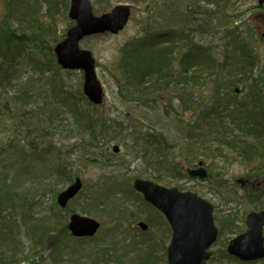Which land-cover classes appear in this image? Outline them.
Returning a JSON list of instances; mask_svg holds the SVG:
<instances>
[{
    "label": "rangeland",
    "instance_id": "rangeland-1",
    "mask_svg": "<svg viewBox=\"0 0 264 264\" xmlns=\"http://www.w3.org/2000/svg\"><path fill=\"white\" fill-rule=\"evenodd\" d=\"M26 1L28 2V0ZM29 1L31 2L29 3L30 7L26 8L23 4L21 10L27 14L34 13L36 23L43 27H50L51 31L48 30L44 34L45 42L43 44L38 43L36 45L35 40H33L34 42L32 41L33 43H27L25 38L24 46H22V62L19 65V73L21 74L20 81L26 80L29 75L30 79L39 77L30 64L31 61H29L31 58L33 59V53L38 54L36 55V60L38 58L45 59L48 65L53 64V56L51 54H54V48L58 43L65 40L67 37L66 33L75 25V21L70 18L74 0H51L50 3H48L50 0ZM90 1L95 17L110 14L117 6L132 4L131 0ZM196 1L140 0V3L132 4L130 22L117 35L109 33L96 34L80 41L81 50H88L95 57L96 75H98L99 81L104 87V94L106 96L104 103L98 109H93L85 104H82V106L80 104V106L87 111L88 115L108 121L107 126L110 128L109 132L102 134L100 128L94 133L95 135L91 131L84 132L81 129L71 132L67 128L75 120L69 111L61 118L64 120V123L61 120H57L55 124L54 122L52 124L46 117H41L38 108H28L29 111L32 110L31 112L34 115H25V124L22 122L19 125V129L15 132L12 121L5 120L6 123L3 122L0 125V151L4 150L6 154H9L10 141H16V139L21 142V146H27V149L30 148V144H34V146L38 144V148L40 149H47L48 145L55 144L57 149L59 147L62 148V159L68 166L67 171L70 173L69 176L72 177L69 181L66 178H60L61 175L56 171L50 175L46 173L50 166L47 167V164L44 162L46 159L44 153L37 158L31 157L30 163L34 162L31 168H29L31 164L25 165L24 163L18 162L16 169L11 171L12 173L8 172L9 174L11 173L7 183L8 188H18L20 186L19 184H21L23 188L27 187L29 189L33 182L41 183L39 190L42 197L36 201L38 210L36 209L35 214H38L39 217H44L46 224L50 222L55 224H53L55 229L48 232L46 234L47 236L45 235L47 239L43 245L38 246L34 242L35 238L31 239L28 237V230L22 226L21 217L15 216L18 227L16 234H18L19 239L21 238L19 248L21 251H18L21 254L23 253V256L21 254L19 256L20 258L27 256L20 264H53L54 259L58 264H95L96 259L105 260H100L96 264H145V262L153 264V261L157 258V264H169L167 263V248L170 244L172 231L163 216L150 208L146 204L147 202L140 198L141 195L136 190L133 193L124 190L129 185H134L135 179L150 180L165 188H179L185 192L190 191L198 197L200 196L208 202H211L214 208H216L214 217L218 228H220V225L222 226V223L229 222L231 224V221L228 219L235 218L238 227L236 225V228L234 225L232 227L236 229V232H233V234L226 233L221 239L222 242L226 241L227 244L239 233L247 229L246 218L250 212L253 210H262L256 207H258L259 201L258 194L264 189V166L262 165L264 159L261 162H243L237 156L231 154L229 152L230 150L226 148L217 152L218 149L212 144H209L210 147L206 150V154L203 151L191 152L189 149L192 150L193 145L195 146L196 143H192V145L183 133L184 123L189 120V117L188 115H184L182 110H171L168 107L169 104L166 102L167 106L163 105L153 108L143 105L139 106L135 102H130L129 98H125L119 94V86L116 81L117 76H119L118 66L122 54L120 53L121 48L129 43V41L143 34V27L147 23L156 25L157 28L160 27V24H165L164 16L167 13L168 3L169 7L173 4L174 10L184 12L187 3L192 4ZM201 1L200 4L205 9L215 10L212 6L209 7V4L204 2L205 0ZM153 11H155L156 19L152 21L150 19ZM219 14L220 16L223 15V27L224 21L229 23L235 22L234 26L239 27L244 35L247 29H249V26L253 28L257 36V45L255 47L259 51L261 65L264 68V6L259 5L258 0H230L229 7L220 10ZM17 18L18 11H10L8 0H0V28H9L12 32L16 30L22 31V26L26 22H24V19L17 21ZM201 20L205 19L200 15L193 18L195 22H192L190 28H187V30L194 29L193 27L195 25L197 28L199 22H202ZM188 21L189 18L184 16L178 18V20H172V23L168 25L169 27L170 25L174 27L176 23L178 25H186L189 24L187 23ZM164 28L166 29L167 26H164ZM15 34L17 35L14 32L13 38ZM206 37H209V35L204 37L205 41L209 43L210 40ZM196 38L197 40H203V38L198 36ZM214 38L216 43H218L219 38ZM1 39H5L2 34L0 35ZM54 66L59 67L57 62H55ZM260 69L262 68L260 67ZM260 69L257 71V75ZM50 72L52 73V71ZM64 73L63 76L67 80L66 90L75 95L80 90L83 93V85L85 82L83 71L66 70ZM240 88H243L242 84H240ZM262 89L264 93V84H262ZM242 91L244 92V90ZM128 127L142 132L140 134H146L148 132L158 135L162 133L167 134L169 138H172L169 142L170 150H172L171 145L176 146L172 157L173 163L179 165V170H185L187 174L188 167L196 166L199 161H202L211 177L208 180H195L188 175L185 178L176 173L171 174L166 171L162 174L163 178L160 177L163 180H153L152 178L158 176V171L155 168L156 171L154 173L149 169V162L144 158V155L148 154L147 158L150 159L152 149H149L144 140L137 141L136 137L140 134L131 137L129 131H127ZM42 129L46 131L47 136L42 140L40 138L36 140L35 136L38 135L37 132H42ZM49 129L54 134L52 131L48 132ZM18 135H20V138H18ZM89 142L90 146L88 148H82L84 143L88 145ZM115 146L120 148L119 153L114 151L113 147ZM69 147L70 149L68 150ZM51 155V153L48 155V160ZM70 159L76 162H71ZM36 169H39L45 177H36ZM255 169L260 174L261 180L260 183L255 184L256 186L258 184L256 188H252L250 185H246V179H252L251 172ZM77 178L84 184L81 194L72 200L67 209L59 210L56 206L58 205L56 203L57 196ZM252 181L258 180L254 179ZM102 182L104 184L103 189L105 190L103 192L105 194L110 192L109 194L115 199V202L120 204L119 201H123L126 204L125 207H128L129 211L127 213L131 216L129 219L111 218L110 211L106 209L102 210V208L100 210L91 206L94 196L93 187H98ZM104 193H101L103 195L100 194L102 199ZM111 197L108 198L111 199ZM123 197L128 199L123 200ZM49 207H51L50 210H48ZM54 210H56V215L59 216V221L54 217ZM2 213L3 216H8L11 212ZM73 213L86 216L101 224L102 228L98 233V237L100 236L99 238L104 240L107 239L106 244L109 243L110 245L107 255H102L96 251L93 253L85 251L84 245L93 246L95 243L91 242L92 244H87L85 240H76L70 236L64 224L70 221ZM140 222L146 225L148 224L149 229L146 233L142 232L138 227ZM134 242L140 245L137 252L133 250L132 243ZM222 242V245L218 248V250H221V252L219 250V255H222L221 253L224 249ZM113 244H115L116 249L111 248ZM150 245L154 246L155 249L150 251L148 248ZM31 250H34L35 257H33ZM28 256L32 257L34 262H30L31 259ZM221 260V264H241L225 258ZM216 263L209 262L208 264ZM255 264H264V261L256 262Z\"/></svg>",
    "mask_w": 264,
    "mask_h": 264
},
{
    "label": "trees",
    "instance_id": "trees-1",
    "mask_svg": "<svg viewBox=\"0 0 264 264\" xmlns=\"http://www.w3.org/2000/svg\"><path fill=\"white\" fill-rule=\"evenodd\" d=\"M13 1L14 8L11 7V0H8L10 11H18L17 21L24 19L26 24H23L22 31H9V38H13L15 32L17 35L15 34L14 38L25 37L27 43L35 40L36 45L43 44L45 42L44 34L48 30L51 31V28L38 25L34 20V13L27 14L21 10L23 4L26 8L30 7L29 0L28 2L26 0ZM50 2L51 0L48 3ZM131 2L137 4L140 0H131ZM201 2V0H197L192 4L187 3L184 12L174 10L173 4L169 7L168 3L167 13L164 16L165 24H160V27L157 28L156 25L147 23L143 27V34L121 48L119 76L116 81L119 86V94L139 106L153 108L167 106L166 103H168L171 110H182V113L189 117V120L184 123L183 133L191 144L196 143L195 146L192 144V150L189 149L191 152L203 151L205 153L210 147L209 144H212L218 149L217 152L226 148L243 162H261L264 159V93L262 89L264 68L261 65L259 51L255 47L257 36L250 26L244 35L239 27L234 26L235 22L224 21L223 27V15L220 16L219 12L229 7L230 0L204 1L215 10L205 9L202 7L203 5L201 6ZM199 15L205 19L199 22V26H197L199 30L195 25L194 29L191 28L188 31L187 28H190V24L195 22L193 18ZM184 16L189 18L187 22L189 24L178 25L176 23L174 27L172 25L169 27L168 24L172 23V20H178ZM155 19V11H153L150 20ZM164 26L167 28L165 29ZM206 35H209L206 37L210 40L209 43L205 41ZM196 36L203 40H197ZM214 37L219 38L218 43ZM36 55L38 54L33 53V59L29 60L35 73L39 76L35 79H30L29 75L26 80L20 81L19 65L22 62V54L19 50L18 53L12 50V60H8L6 65L2 66L0 71V125L3 122L6 123L5 120L12 121L15 132L22 122L25 124V115H34L28 108H38L41 117H46L52 124L53 122L55 124L57 120L64 123L61 118L69 111L75 120L68 125L67 129L71 132L81 129V131H91L94 134L99 128L102 134L109 132L108 121L88 115L87 111L81 107L82 104H85L93 109H98L87 100L81 90L77 95L66 90L67 80L63 76L65 73L59 67L54 66L55 55L51 54L53 56V64H49L51 69L45 59L38 58L36 60ZM33 61L34 63H32ZM240 84L243 85V88H240ZM177 125L179 124L177 123ZM50 131L52 130L49 129L48 132ZM127 131L131 137L142 133L130 127L127 128ZM37 133L36 140L39 138L42 140L47 136L45 130ZM52 133L54 134L53 131ZM136 138L137 141L144 140L149 149H152L150 159L147 158L148 154L144 155V158L149 162V169L154 173L156 170L158 171V176L152 178L153 180H163L162 174L166 171L187 177L185 170H179V165L173 163L172 154L176 146L171 145L172 150H170L171 137L169 138L165 133L158 135L148 132L140 134ZM36 145L30 144V148L27 149V146H21V142L16 139V141H10L9 154H6L4 150L0 151V183H3L0 184V264H20L27 257L20 258L19 256L21 254L18 251H21L19 249L21 238L19 239L16 234L18 227L15 216L21 217L22 226L28 230V237L35 238L34 242L38 246H42L47 239L46 234L55 229L54 223L46 224L44 217L35 214L38 208L36 201L42 197L39 190L41 183L33 182L29 189L23 188L21 184L18 188H8L9 175L16 169L18 162L25 165L31 164L29 167L31 168L34 164V162L30 163L31 157L37 158L44 153L46 156L44 162L47 167H51V169L50 167L47 169L46 173L50 175L56 171L61 175L60 178H66L69 181L72 179L67 171L68 166L62 159V148L57 149L55 144H50L47 149H40L38 144ZM89 146L90 142L88 145L84 143L82 148ZM50 153L52 155L48 160ZM70 161L76 162L73 159ZM262 165L264 166V163ZM256 171V169L252 170V178L261 180L260 174ZM36 173L38 178L45 177L39 169H36ZM103 187V182L98 187H93L94 196L91 206L110 211L111 218L129 219L131 216L127 213L129 211L128 207H125L126 204L123 201H119L120 204L115 202V199L109 194L110 192L107 194L103 192L105 190ZM128 189L134 192L132 185H129ZM101 193H104L103 199L100 197ZM259 195L256 208L263 209L264 189ZM56 206L60 210L59 206ZM50 209L51 207L48 208V210ZM2 212L11 213L8 216H3ZM53 213L58 220L59 216L56 215V210ZM228 220L232 221L233 219ZM64 225L68 230V225ZM222 226L227 230L231 224L229 222L222 223ZM99 237L95 236L93 239L85 240L87 244H95L93 246L84 245V250L107 255L110 245L106 244L107 239ZM132 244L133 250L137 252L140 245L135 242ZM223 247H226V244ZM111 248L116 249L115 244ZM148 248L150 251L155 249L152 245ZM31 252L35 257L34 250ZM67 254L69 255V253ZM28 258L31 259L30 262H34L32 257L28 256ZM224 258L230 259L226 250L221 255V259ZM100 260L105 261L96 259L95 262L98 263ZM157 261L158 258L153 261V264H157ZM53 264H58L55 259ZM145 264L148 263L145 262Z\"/></svg>",
    "mask_w": 264,
    "mask_h": 264
},
{
    "label": "water",
    "instance_id": "water-1",
    "mask_svg": "<svg viewBox=\"0 0 264 264\" xmlns=\"http://www.w3.org/2000/svg\"><path fill=\"white\" fill-rule=\"evenodd\" d=\"M259 3L264 4V0H259ZM127 11L129 12L128 8L118 7L112 13L97 18L93 15L89 0H74L73 15L76 17L77 25L67 33L65 41L55 49L58 64L63 69L84 71V95L96 106L104 101L103 86L96 75L93 54L87 50L81 52L78 43L86 36L107 32L117 33L118 27L122 28L126 22V18L121 14ZM80 13L84 15L80 16ZM114 150L116 153L120 152L118 147H114ZM189 174L201 179L208 177L204 168L190 170ZM75 182L58 197V204L62 208H66L82 190L83 182L79 179ZM134 188L143 195L144 200L161 210L171 224L173 237L167 250L168 263L207 264L211 257L208 249L215 243L218 234L213 217L215 208L212 204L193 193L185 194L176 189H164L149 181L136 180ZM69 225L72 235L80 238L93 237L100 228L96 220L78 214L72 216ZM263 226L264 213L253 214L248 220L249 230L233 240L229 246L230 255L247 261L264 259ZM139 227L144 232L148 230V225L145 223H139Z\"/></svg>",
    "mask_w": 264,
    "mask_h": 264
},
{
    "label": "flooded vegetation",
    "instance_id": "flooded-vegetation-1",
    "mask_svg": "<svg viewBox=\"0 0 264 264\" xmlns=\"http://www.w3.org/2000/svg\"><path fill=\"white\" fill-rule=\"evenodd\" d=\"M118 29H120V28H118ZM124 29L125 28H123V30ZM118 31H121V30H118ZM24 41H25V37H22V38H11V39H1L0 40V71L2 70V66L3 65H6V62L8 60H12V57H11L12 56V50H14V52H16V53H18V50H19V52H21V50H22L21 47H22V44L24 43ZM254 179L255 178H252L250 180L249 179H246L247 180L246 185H250L252 188H256L258 186V184H257V186L255 184L256 183H260V180L257 179L258 181H252ZM233 225H234V227H235V225L237 226L236 222ZM247 226H248V224L246 223V228H247ZM235 228H233L232 225H231L230 228H228L227 230H225L223 228V226L220 225V228H218V226H217L218 234H217V237H216V241L208 249V251L211 253V257L208 260L209 262H217L216 264H219V263L222 262L220 260V256L221 255H219V250L220 249L218 250L219 246L222 245L221 244V242H222V240H221L222 239V236H224L226 233L233 234V232H236V229ZM170 230H171V228H170ZM247 231H248V228H247ZM244 232L245 231H243L242 233H239L236 237L242 235ZM172 237H173V231H172V236H171V239H170V244H171ZM262 238L264 239V228H263V232H262ZM222 243H223V245L226 244V250H227V248H228V246H229V244L231 242L230 243L228 242L229 244H227L226 241H223ZM168 248H169V246H168ZM168 248H167V250H168ZM220 252H221V250H220ZM263 261L264 260H255V263L256 262H263Z\"/></svg>",
    "mask_w": 264,
    "mask_h": 264
}]
</instances>
